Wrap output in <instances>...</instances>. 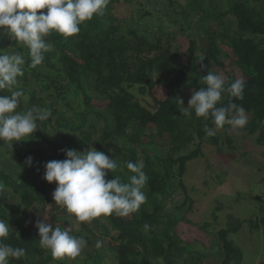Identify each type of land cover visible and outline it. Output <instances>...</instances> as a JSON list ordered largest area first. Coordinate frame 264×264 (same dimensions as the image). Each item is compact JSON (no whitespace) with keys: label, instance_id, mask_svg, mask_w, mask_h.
<instances>
[{"label":"trees","instance_id":"1","mask_svg":"<svg viewBox=\"0 0 264 264\" xmlns=\"http://www.w3.org/2000/svg\"><path fill=\"white\" fill-rule=\"evenodd\" d=\"M121 1L134 8L137 20L133 14L131 23L116 15L115 7ZM155 2L110 0L103 15L82 24L77 35L52 32L45 39L53 50L36 68L28 66L27 47L0 29V53L19 52L26 60L24 75L18 77L17 89L23 96L18 98L17 111L35 107L52 114L47 121L37 122L38 129L30 137L13 141L11 148L0 141V183L4 185L0 219L12 228L5 243L26 250L24 257L10 259L9 264H106L110 252L115 264H208L210 248L222 264H243L244 251L230 235L246 225L264 231V200L254 216L229 214L227 226L213 231L210 248L186 241L177 227L181 220L209 232V221L196 223L167 211L177 188L186 196L182 206L193 205L184 181L189 163L205 156V139L219 142L216 132L207 136L204 131L205 125L215 129L211 118L197 117L194 110L190 117L185 116L178 104L184 89L207 87L202 77L214 65L225 67L231 60L246 74L244 97L235 103L251 114L245 131L257 145L264 146V0H167L169 20L188 38L185 51L171 49L165 42V34L175 41L177 32L168 23L153 22L155 12L149 6ZM182 56L185 64L180 63ZM236 79L230 71L226 82ZM159 84L168 90L165 98L153 96V103L146 101L144 97ZM0 95L10 93L5 89ZM230 99L224 94L217 106L227 105ZM227 140L232 146V138ZM92 147L118 164L116 171L107 174L108 180L118 177L127 182L132 174L127 162H144L147 201L139 211L126 217L113 214L78 222L54 202L56 182L44 179V164L65 159L61 149L83 152ZM256 189L264 197L262 189ZM219 209L221 205L216 207ZM45 217L50 222L44 223L53 229L67 227L72 235L87 240L77 258L54 260L49 250L41 248L35 223ZM144 225L149 226L147 230ZM97 241L102 242L100 248Z\"/></svg>","mask_w":264,"mask_h":264},{"label":"clouds","instance_id":"2","mask_svg":"<svg viewBox=\"0 0 264 264\" xmlns=\"http://www.w3.org/2000/svg\"><path fill=\"white\" fill-rule=\"evenodd\" d=\"M110 0H0V29L20 46H26L31 62L28 65L36 68L42 65L45 54L53 50V45L45 37L52 32L64 37L77 35L81 25L92 20L95 16L103 15ZM45 10V11H41ZM201 59L200 61H202ZM26 60L24 55L0 53V92L8 90L10 96L0 95V141L3 145L12 147L13 141L24 140L38 129L37 122L47 121L51 112L46 109L31 108L24 112L17 111L23 91L17 89L18 77L24 75ZM203 67V65H201ZM201 87L193 91L188 106L182 107L184 101L178 98L180 110L185 116H191L194 110L197 117L205 120L211 118L215 129L205 125L207 136H214L216 130L226 125L239 134L244 129L249 117L242 105L235 100L244 97L245 81L236 79L226 82L222 74L208 71L202 77ZM227 94L230 101L222 104V98ZM234 98V99H233ZM65 154L63 160H52L44 164V179L56 182L52 193L54 202L73 214L78 222H91L100 216L117 215L126 217L139 211L147 201L143 190L148 176L145 164L138 160L127 162V169L132 173L127 182L120 178L106 179L109 172L117 170L118 164L103 151L76 149H61ZM28 163L32 157L27 158ZM4 185L0 183V191ZM41 248L49 250L54 260L64 258L75 259L87 247L83 236H74L67 227L37 220ZM148 225H144L145 230ZM11 226L9 222L0 219V264H9L10 259H20L26 255V250L13 247L5 240L9 237ZM102 246L101 241L96 247Z\"/></svg>","mask_w":264,"mask_h":264},{"label":"rangeland","instance_id":"3","mask_svg":"<svg viewBox=\"0 0 264 264\" xmlns=\"http://www.w3.org/2000/svg\"><path fill=\"white\" fill-rule=\"evenodd\" d=\"M184 2L185 0H180ZM167 0H157L149 6L155 12L153 22L156 24L168 23L169 29L177 32L176 40L172 41L169 34H165V42H168L171 49L179 47L182 51L188 48V38L183 32L178 31V25L169 20L165 9L168 10ZM140 9V8H139ZM134 8L124 1L117 4L115 13L118 17L127 18L131 23L130 15L133 14L134 20L137 14ZM160 16L161 19L156 17ZM138 24L137 22H134ZM143 26V24H141ZM158 31V29H157ZM180 63H186V57L180 58ZM212 72L222 74L227 80L230 71L237 75L238 79H246V74L242 70L237 69L231 60H228L225 67L214 65ZM155 80H159V75L155 73ZM197 89H184L180 98L183 99L182 107L188 106V101L191 98L193 91ZM41 92V89L38 88ZM167 88L163 84H159L152 94L146 95V101L153 103V96L159 99L165 98ZM249 119L251 114L247 113ZM220 137L219 142L215 144L211 138L205 139L203 143V151L205 156L197 158L189 163L188 171L184 176L185 184L188 188V194L193 199V205L186 204L185 193L181 188H177L173 197L169 199L167 211L177 212L187 216L194 222L203 223L209 221V232L199 229L197 224H190L179 220L178 229L186 241H194L198 247L210 248V244L215 238L213 231L227 226L229 214L241 218L254 216L259 211V205L264 197L260 198V192L255 190L256 186L264 192V146L257 145L253 136L249 135L245 129H241L239 134L231 130L229 126L215 131ZM232 138V146H230L227 137ZM2 144L0 143V148ZM221 147L218 150V147ZM248 153V155H245ZM57 186V185H56ZM255 190V191H254ZM253 195V197L250 196ZM259 198V199H258ZM221 205L218 211L216 207ZM214 214L217 217H214ZM33 220L34 218H30ZM43 222H50V218L45 217ZM79 223L75 226L78 227ZM230 237L242 247L244 251L243 264H260L264 261V231H254L249 225H246L240 231L232 233ZM110 241L106 240L109 245ZM208 264H222L219 256L215 255L211 248L209 250ZM109 259L106 264H115L112 258V252L109 253Z\"/></svg>","mask_w":264,"mask_h":264}]
</instances>
